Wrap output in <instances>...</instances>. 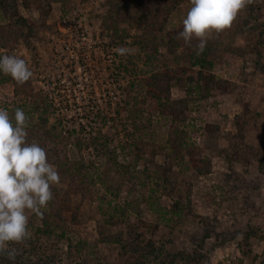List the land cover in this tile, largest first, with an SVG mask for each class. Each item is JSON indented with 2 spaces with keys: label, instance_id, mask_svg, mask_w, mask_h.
Returning a JSON list of instances; mask_svg holds the SVG:
<instances>
[{
  "label": "rangeland",
  "instance_id": "374dc122",
  "mask_svg": "<svg viewBox=\"0 0 264 264\" xmlns=\"http://www.w3.org/2000/svg\"><path fill=\"white\" fill-rule=\"evenodd\" d=\"M153 2L0 0V264L264 263V0Z\"/></svg>",
  "mask_w": 264,
  "mask_h": 264
},
{
  "label": "trees",
  "instance_id": "16d2710c",
  "mask_svg": "<svg viewBox=\"0 0 264 264\" xmlns=\"http://www.w3.org/2000/svg\"><path fill=\"white\" fill-rule=\"evenodd\" d=\"M184 1L185 0H162V3H158L157 0H155V2H153L152 4H150L148 6L147 11H145V10L143 11V15L145 16V19H146V21L148 23L147 25H150V26L154 25L155 24V19H152V18H158V19H160L162 21L159 24V26L162 27L167 21V17H168L169 12L173 11L177 7V5L181 4ZM227 1L229 2L228 3V5H229L228 7H231L235 3H240L241 2V0H234V1L227 0ZM168 4L170 5V8H172V9H168L167 8ZM178 35L179 34L176 35V38H173V37L170 38L169 46L170 47L177 46L178 45L177 41H179V44H180V42H181V44L183 42H185L186 45H187L186 47L189 50L188 54L190 56V61H191L190 65L192 67H199L200 68L201 71L199 73V76H200L203 84L207 85V87L208 86H216L219 89L220 86H221V83L223 81L217 79L212 74H208L207 75V74L203 73L204 69H211L212 68L211 62H208L206 60L207 52L204 51V50L199 49V47L196 46V41L194 39L187 38V40H186V37L182 36V34L180 36H178ZM208 89H210V88H208ZM158 91L161 94V96H159V99L163 98V95L167 96V93H166L165 89L164 90L163 89L162 90L159 89ZM244 113L248 114L247 113V109L245 110V112H242L240 115H236V117H235V124H236L237 130H238V136L237 137L236 136H230L229 133H222V132L219 133V134L222 135V136H219V138L226 139L228 142H230V144L228 146L229 150L235 149V148L238 147V144L236 142H232L235 138L241 139V140H243V138H244L245 128H244L243 125L245 124V120L243 119V116H242ZM216 132H217V130H216ZM210 135L211 136L213 135L212 139L218 138V135L215 132L212 131L211 127H210ZM49 138H54L52 136V133H49V132H48L47 137L44 136V135L40 136L39 137L40 140L38 139L37 142L35 141V143L37 144L36 146L40 147L43 150V154L52 153V156L54 155L56 157V155L59 154V153H62V151H60V149L57 150V149L52 148L51 147V143L52 142H51V140ZM14 141H17V140L14 139L12 142H14ZM237 155H238V153H237ZM247 155L250 156V153H248ZM227 158H228V160L230 159L229 160L230 162H232L231 158L229 157V155H226V159ZM192 159H193L194 162H196V160L193 157H192ZM18 229H20L18 227V225H15V226H12V227L10 226V228H9L10 233H12L15 230L17 231ZM4 235H5V233L4 234L0 233V238L3 237ZM13 236H12V239H13ZM262 238L264 239V236H262ZM12 239H9L8 243L11 244V242H12L11 240ZM123 248H126V247L124 246ZM153 251H154V249H152V254H153ZM175 259H177V258L176 257L175 258L172 257V260H175ZM138 264H146V262H143L141 260V261L138 262ZM262 264H264V263H262Z\"/></svg>",
  "mask_w": 264,
  "mask_h": 264
}]
</instances>
